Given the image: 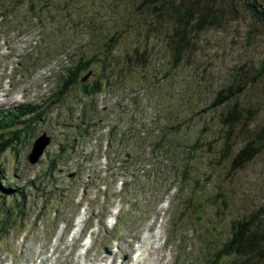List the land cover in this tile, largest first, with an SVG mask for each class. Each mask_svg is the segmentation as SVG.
Returning a JSON list of instances; mask_svg holds the SVG:
<instances>
[{
    "label": "rangeland",
    "instance_id": "1",
    "mask_svg": "<svg viewBox=\"0 0 264 264\" xmlns=\"http://www.w3.org/2000/svg\"><path fill=\"white\" fill-rule=\"evenodd\" d=\"M14 1L18 4L12 9L14 21L11 10H8L7 18V23L14 25L0 29L3 37L0 65L7 75L5 82L15 89L17 96L19 91L27 93L24 100L38 97L39 101L42 96L47 102L51 100L52 97L47 96L55 90L59 72L77 59L73 55L74 49H86L91 53L103 50L102 41L95 46L89 36L102 33L109 37L121 32V37L109 54L110 64L114 65V82L104 84L103 92L94 98L84 96L80 84H77L61 102L45 110L43 118L35 123L34 130L24 136L19 145L14 144L2 155L6 180L13 189L24 187L28 204L24 212L16 209L15 201L10 200L11 207H14L9 215L13 223L10 222L7 231L0 232V264H33L36 258L43 259L42 264H48V260L55 261V256L58 261L54 264L82 262L83 256L78 257L74 252L69 254L83 244L82 236L75 242L69 239L74 233L66 234L54 256H50L46 249L56 221L62 225L67 223L68 230L83 205L87 210L89 207L93 215L85 222L84 228L85 231L92 227L95 240L89 251V264L93 261V264H109L110 261L131 264L130 255L136 249L133 242H143L140 235H147L149 227L152 231L147 235L150 240L148 255L144 262L139 260L134 264H203L209 251H214L228 237L230 226L221 223L219 216L215 224L217 228H209L217 213V204H212L211 196L202 210L195 211L188 205L186 198L192 197V186L186 177V183L182 185L181 164L187 162L190 175L201 180L198 188L195 187L198 190L193 200H199L205 190L215 195L210 183H219L232 204V216H241L247 209L264 206V141L261 152L238 173L231 174L230 156L225 154L227 134L232 133L233 155L249 135L261 129L264 122V76L253 79L255 69L264 57V34L257 28L259 24L241 0H217L229 4L236 2L237 17L230 15L224 25L202 33L193 52L178 65L170 66L173 63L165 35L163 32L154 35L153 16L141 9L142 0H0V4L3 10L10 9V3ZM258 1L264 4V0ZM34 10L38 17H34ZM16 21L24 22L25 28L9 32L17 25ZM250 31L257 33L256 36ZM145 50L149 53L148 62L136 60L137 52ZM130 54H134L133 60L125 57ZM53 58L57 61L49 65ZM55 62L58 65L50 74L48 69H53ZM96 72L95 67L91 77L82 82L97 78ZM106 74L112 73L105 70L104 76ZM231 84H245L246 87L236 98L213 107L217 93ZM122 87L140 92L135 97L136 106L128 100L126 90L119 89ZM119 92H125L121 106ZM11 94L1 96L0 108L10 110L15 105ZM233 104L258 112L252 117L247 111L249 124L245 132L234 136L223 122ZM93 106L96 109L93 110ZM130 107L134 108V113L130 112ZM141 107L146 109V121L151 120L153 124L146 125L142 119L138 126L133 122L128 125L127 121H133L135 111L143 118ZM118 109L126 113L120 115L119 122L111 129L110 150L103 156L96 149L101 141L97 143L95 138L99 132L106 131L104 123H112L114 111ZM173 123L175 130L171 128ZM165 132V144L168 142L169 145L158 149L157 144L163 142ZM45 134L51 139L45 146V154L40 161L39 157L31 160L32 149L38 140L41 144L44 142ZM144 140L146 144H143ZM156 140L159 142L155 144ZM153 144L148 153L146 147ZM59 151L64 153L55 159L54 171L49 172ZM124 170L136 180L135 183L126 182L129 189L138 191L133 198H127L131 209L129 218L128 211H123L118 218L124 222L123 228L116 229L117 223L114 226L116 231L111 235L105 230L106 223L114 222L113 218L108 219L113 214L111 206L127 205L118 197L113 199V204L108 202L112 203L109 196L120 190L129 178L122 176L126 173ZM86 179L90 181L86 183ZM104 183L110 188L106 201L102 199ZM228 188L234 194L227 193ZM151 189H157L161 194L155 198L147 197ZM162 195L169 196L159 205L157 200ZM51 206L60 208L52 219ZM0 212L1 219L7 217L4 208H0ZM98 244L101 245L97 251ZM222 264H228V261Z\"/></svg>",
    "mask_w": 264,
    "mask_h": 264
},
{
    "label": "trees",
    "instance_id": "2",
    "mask_svg": "<svg viewBox=\"0 0 264 264\" xmlns=\"http://www.w3.org/2000/svg\"><path fill=\"white\" fill-rule=\"evenodd\" d=\"M241 1L243 2L242 5H244L256 20L257 24H259L257 28H260L264 34V4L258 0ZM140 5L142 6L141 9L147 10L153 16L151 23L153 30H155L154 35L157 36L161 32L165 35V41L170 50L171 63H173L170 66L178 65L186 55L193 52L200 41L202 33L212 27L224 25L230 15L236 18L238 13V4L236 2L229 4L228 1L218 2L217 0H142ZM17 6V1L12 2L11 12ZM30 6L35 9L33 5ZM5 17L6 19L8 18L7 15ZM120 34L121 32L112 33L111 36L107 37L102 33H96L89 36L95 46H98L99 41H102L101 47L103 50L94 53L88 52L86 49L81 50V54L75 65L63 77L60 89L54 94L55 102H61L77 84H80V90L83 95L94 96L102 91L104 84L114 82L113 80L116 79L112 72L114 65L112 66L110 64L109 54L117 46L118 39L121 37ZM250 34L256 36L257 33L250 31ZM89 37L87 38L90 39ZM148 54L147 50L141 53L138 51L136 60L145 62L147 61ZM125 57L133 60L134 54L125 55ZM95 67L97 68V78L91 82H81L84 74ZM105 70H108L112 74H106L104 76ZM261 76H264V57L260 65L255 69L253 79ZM245 87V84H231L223 87L217 93L212 102V106L217 107L236 98L239 93H242ZM48 107H52V105ZM14 111H9V113L2 115L0 118V206H2L0 208H4L7 215V217L1 219L0 212V232L7 231L10 224L13 223L9 216L10 212L12 213L14 211V207L12 208L10 205V200L13 199L15 201L16 209L20 208L24 210L28 204V197L26 196L24 187L13 189L6 180V167L2 166L1 157L14 144L19 145L23 137L28 136L30 131L34 130L35 123L42 119L45 114V111H36L34 107L31 109L22 107L18 112ZM247 111L252 117L258 113L257 110L245 107L242 109L239 105L233 104L225 114L223 122L233 131V136L243 130L245 132V127L249 124L248 115L246 114ZM27 114H31L32 117L26 118ZM174 125L175 123L171 126L173 130L176 129ZM237 126L240 128L236 129ZM166 132L168 133L170 131L166 130ZM166 132L162 135L163 142L157 144L158 149L167 148L169 145L168 142L167 145L165 144ZM231 135L227 134L226 137L228 140L225 142V154L230 156L229 170L231 174H235L241 169H244L261 152V143L264 141V122L261 129L255 134L249 135L244 145L238 148L233 155L232 152L235 148L234 143L231 142ZM18 152L19 149L16 148V153L18 154ZM53 165H55V158L52 160ZM52 166L49 172L54 171L55 166ZM184 166L186 171H184L183 180L185 177V180L188 179V184L192 186V197H195L196 190H198L195 187L198 188L200 178L195 179L193 175H190L191 170L189 171L187 162ZM32 183L35 184V180ZM184 183L186 182L184 181ZM210 184H212V192L215 189V195H210L209 191L205 190L199 200L195 201L192 197L188 196L186 202L195 211H199L202 210L206 203H209L208 199L211 196L212 204H217V213L213 218L214 223H211L209 228H217L215 224L220 216L221 223H226V225L229 223L230 231L228 237L214 251H209V255L204 264H222V262L227 263V261L228 264H263L264 206L263 208L255 207L247 209V212L241 216H232V204L230 203L229 197L224 195L226 194L224 187L219 183ZM16 191H19V193ZM226 191L231 195L234 194L229 188Z\"/></svg>",
    "mask_w": 264,
    "mask_h": 264
},
{
    "label": "water",
    "instance_id": "3",
    "mask_svg": "<svg viewBox=\"0 0 264 264\" xmlns=\"http://www.w3.org/2000/svg\"><path fill=\"white\" fill-rule=\"evenodd\" d=\"M85 79V78H84ZM83 79V80H84ZM44 137V142L41 144L39 141L40 140H38L37 142H36V145L34 146V148H33V150H32V153H31V155H30V159L31 160H36V159H38V157H40V155L42 154V152H43V150H44V148H45V146L48 144V142H49V138L48 137H46V136H43ZM48 138V139H47Z\"/></svg>",
    "mask_w": 264,
    "mask_h": 264
},
{
    "label": "bare ground",
    "instance_id": "4",
    "mask_svg": "<svg viewBox=\"0 0 264 264\" xmlns=\"http://www.w3.org/2000/svg\"><path fill=\"white\" fill-rule=\"evenodd\" d=\"M84 194V193H83ZM143 248H144V252L142 253V256L140 259L144 258L146 259V256L148 255V250H147V247L145 245L141 246L140 249L143 251ZM214 258V257H213ZM107 263V262H106Z\"/></svg>",
    "mask_w": 264,
    "mask_h": 264
}]
</instances>
